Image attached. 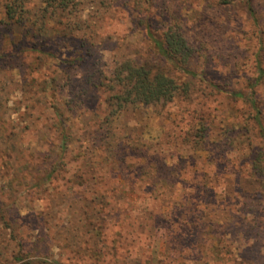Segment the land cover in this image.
I'll use <instances>...</instances> for the list:
<instances>
[{
	"label": "rangeland",
	"instance_id": "obj_1",
	"mask_svg": "<svg viewBox=\"0 0 264 264\" xmlns=\"http://www.w3.org/2000/svg\"><path fill=\"white\" fill-rule=\"evenodd\" d=\"M135 1L117 0L111 14L97 16L96 45L103 47L62 82L70 92L61 110L70 135L64 155L56 147L61 128H48L50 104L34 87L22 92V73L28 81L38 74L31 73V56L23 70L2 74L10 94L0 109V264H264V183L248 165L264 148V132L247 106L210 91L241 86L240 76L249 75L247 15L234 8L225 24L210 7L201 11L200 0H177L187 37L203 43L188 66L193 76L159 56L146 30L130 23ZM204 53L223 60L207 61ZM234 55L243 65L231 76ZM120 56L163 70L189 94L130 106L105 124L112 109L98 71ZM58 57L68 60L69 53ZM50 64L47 70L56 69ZM257 96L264 126V84ZM236 133L241 144L229 143Z\"/></svg>",
	"mask_w": 264,
	"mask_h": 264
},
{
	"label": "trees",
	"instance_id": "obj_2",
	"mask_svg": "<svg viewBox=\"0 0 264 264\" xmlns=\"http://www.w3.org/2000/svg\"><path fill=\"white\" fill-rule=\"evenodd\" d=\"M135 2L133 7L135 9L131 8L129 11L130 23L135 28L146 30V41L159 56L182 72L196 76L189 71L188 66L194 60L196 52L201 51L203 43L187 37L188 33L183 26L185 21L179 14L182 5L177 0ZM115 3L117 0H41L40 6L29 8L28 0L2 2L4 19L0 20V109L4 107V102L9 100L8 94H10L6 88L10 84L1 79L2 74L23 70L26 56H31L34 60L30 68L31 73H38L40 77L37 74L28 81L26 73L23 72L22 92L28 87H34V92L42 96L41 101L50 104V108L53 109L54 117L48 128L50 130L54 127L61 128V141L56 145L59 155L65 154L66 143L70 138L65 113L61 111L66 110L65 107L69 103L66 100L70 92L66 94L64 86L69 81V70L82 68L87 61L86 58L92 56L89 53L95 54L94 48L99 50L103 47L96 45L100 33L95 19L97 16L111 14ZM85 4L91 5V9H86ZM200 4L203 6L201 11L210 7L216 12V20L218 22L223 20L225 24L228 23L226 17L228 11L238 9L239 6L244 9L247 15L244 34L252 47L248 60L252 68L248 72L249 75L240 76L243 80L241 86L227 88L225 85H211L210 91L224 94L229 101L240 102L243 106H247V113L249 116L253 115L252 120L257 125V129L264 132L262 107L257 96V89L264 84V0H200ZM218 26L221 29L223 27V25ZM62 52L69 53L68 60L58 57ZM206 54L208 53H204L203 56L207 61L223 60V57L214 55L209 57L211 55ZM233 60L234 63L228 71L231 76L239 72L242 64L238 55H234ZM48 62H51V68L56 62V69L47 70ZM98 73L100 74L98 87H104L110 94L105 100L112 109L104 122L107 125L112 121H109L111 117L130 106H157L172 102L182 94H189L187 85L181 86L175 78L161 69L152 68L140 58L120 56L113 65L106 67L105 70L101 69ZM63 81L64 85H62ZM197 116L196 120L201 121L200 116ZM241 124L243 122L238 126L240 132L245 127ZM105 128L104 124L100 125V129ZM110 130V128L105 129V131ZM242 139L241 133H236L230 138L229 143H240ZM202 142V146L209 145L205 137ZM250 155L248 165L251 172L258 182L264 183V148L258 155L254 157L252 153ZM41 180L45 181L47 177L44 176ZM230 225L231 223L228 222L223 229L229 231ZM234 226L238 225L234 224ZM238 234L243 237L245 235L242 231ZM243 240L248 241L245 237ZM240 260V264H252V261Z\"/></svg>",
	"mask_w": 264,
	"mask_h": 264
}]
</instances>
